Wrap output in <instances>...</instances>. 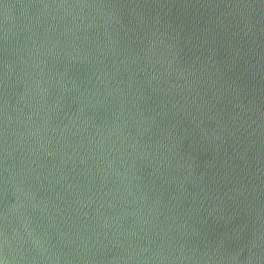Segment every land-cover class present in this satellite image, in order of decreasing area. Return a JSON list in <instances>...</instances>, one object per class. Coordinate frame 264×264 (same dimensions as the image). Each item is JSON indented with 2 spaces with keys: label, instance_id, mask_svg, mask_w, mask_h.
I'll return each mask as SVG.
<instances>
[{
  "label": "water",
  "instance_id": "95a60500",
  "mask_svg": "<svg viewBox=\"0 0 264 264\" xmlns=\"http://www.w3.org/2000/svg\"><path fill=\"white\" fill-rule=\"evenodd\" d=\"M0 264H264V0H0Z\"/></svg>",
  "mask_w": 264,
  "mask_h": 264
}]
</instances>
